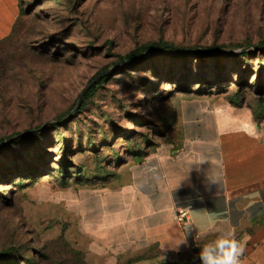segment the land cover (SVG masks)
<instances>
[{"label": "rangeland", "instance_id": "obj_1", "mask_svg": "<svg viewBox=\"0 0 264 264\" xmlns=\"http://www.w3.org/2000/svg\"><path fill=\"white\" fill-rule=\"evenodd\" d=\"M22 2L0 42V264H135L140 255L94 248L81 227L93 207L81 204L118 191L122 169L176 141L181 112L226 104L238 83L246 104L261 106L264 52L251 50L264 41V0ZM154 43L180 51L122 61ZM98 75L94 85L108 78L78 112ZM163 255L157 246L141 254L159 256L151 264H201Z\"/></svg>", "mask_w": 264, "mask_h": 264}, {"label": "crops", "instance_id": "obj_2", "mask_svg": "<svg viewBox=\"0 0 264 264\" xmlns=\"http://www.w3.org/2000/svg\"><path fill=\"white\" fill-rule=\"evenodd\" d=\"M20 12V0H0V41ZM226 102L181 112L176 141L160 143L129 173L122 169L118 191L81 204L93 207L81 212V227L94 248L128 258L157 246L163 257L189 259L217 230L234 229L245 247L241 264H264V119Z\"/></svg>", "mask_w": 264, "mask_h": 264}, {"label": "trees", "instance_id": "obj_3", "mask_svg": "<svg viewBox=\"0 0 264 264\" xmlns=\"http://www.w3.org/2000/svg\"><path fill=\"white\" fill-rule=\"evenodd\" d=\"M23 2H22V0H20V15H19V18L21 17V15L22 14H24V12L26 11L24 8H23V4H22ZM19 18H18V20H19ZM18 20H17V22H18ZM17 22L15 23V26H16V24H17ZM15 26H14V29H15ZM14 29H13V31H14ZM12 31V32H13ZM11 35V34H10ZM9 35V36H10ZM8 36V37H9ZM4 40V39H3ZM2 41V40H1ZM0 41V42H1ZM259 45H262V46H259ZM254 46V48H253V50H251L252 52H254V51H262V52H264V41H260L259 43H257V44H254L253 45ZM256 46H258V47H256ZM150 49H154V50H159V51H161L160 53H165L166 51H170V52H173V51H180V50H178V48H176V47H174V46H172V45H169V44H166V43H163V44H158V43H154V44H147V45H144L143 47H141V49L140 50H136V51H133V52H130L129 54H127L124 58H122V61H124V62H127V61H134L138 56H141V55H144V53L145 52H147L148 50H150ZM244 49H247V48H244ZM215 50H217L219 53H216L214 56H216V55H219L220 53H222V50H223V47H216V48H214V47H211V48H209V51H215ZM155 53H157V52H155ZM249 53H251L250 51H248V50H245V51H243V56H247ZM214 54V53H213ZM108 77L106 76V77H104L100 82H98L96 85H94L90 90H89V92L87 93V95L84 97V99H85V101L83 100V102H82V104H81V106L77 109V111L78 112H82L83 110H84V108H85V106H86V100L91 96V95H93L94 93H95V91L98 89V87L107 79ZM262 83V85L264 86V81L263 82H261ZM236 88H237V90L235 91V94H233V95H231V96H228V99H229V101L233 104V105H237V106H242V105H244V104H246V102H247V98L245 97V96H243V94H242V89H243V84H237L236 85ZM251 88H253V87H251ZM261 91V90H260ZM261 102V106L259 107V108H256L255 110H254V115H255V119L258 121V122H260V121H262L263 119H264V108H262V105L264 104V100H262V101H260ZM76 105H77V102H76V104H75V107H76ZM74 107V108H75ZM62 119H64V118H62ZM62 119H61V121H62ZM49 127L50 126H54V127H58V124H56V125H54V124H49L48 125ZM41 128V127H40ZM35 129H39V128H35ZM42 129V128H41ZM41 129H39V130H37V131H40ZM37 131H32V132H29V133H27V134H25V135H22V136H20V137H18V138H16V139H14V140H12V142H14V143H16V142H18V141H20V140H23V139H26V138H28L29 136H30V134H33V133H35V132H37ZM13 136H15V135H13ZM13 136H11V137H13ZM10 137V138H11ZM150 153V152H149ZM149 153H147L146 155H148ZM139 159H142V158H139ZM138 159V160H139ZM153 256H151V257H142L141 255H140V257L137 259V260H135L134 262H136V261H139V260H142V259H151ZM152 260V259H151ZM25 261V260H24ZM26 261H28L30 264H33L32 263V259L31 258H29V259H27ZM182 264V263H184V261H182V260H178V262H177V264ZM149 264H151V263H149Z\"/></svg>", "mask_w": 264, "mask_h": 264}, {"label": "clouds", "instance_id": "obj_4", "mask_svg": "<svg viewBox=\"0 0 264 264\" xmlns=\"http://www.w3.org/2000/svg\"><path fill=\"white\" fill-rule=\"evenodd\" d=\"M218 235L200 247L201 264H241L244 244L236 238L235 230H217ZM199 246V245H198Z\"/></svg>", "mask_w": 264, "mask_h": 264}, {"label": "water", "instance_id": "obj_5", "mask_svg": "<svg viewBox=\"0 0 264 264\" xmlns=\"http://www.w3.org/2000/svg\"><path fill=\"white\" fill-rule=\"evenodd\" d=\"M259 46H262V45H259ZM256 47H258V46H256ZM149 52H161V51H159V50H154V49H150V50H148L147 52H145V54H146V53H149ZM145 54H144V55H145ZM98 78H99V75L96 76V77L90 82V84H89V85L83 90V92H82L81 95L79 96V99H78L77 105H76V107L74 108L75 110L78 109V108L81 106V104H82V102H83V100H84V97L87 95V93L89 92V90H90V89L94 86V84L97 82ZM41 128H42V127H41ZM41 128H39V129H41ZM39 129H33V130H29V131H26V132L19 133V134L15 135V136L9 138V140H8L7 142L12 141V140H14V139H16V138H18V137H20V136H22V135H25V134H27V133H29V132L37 131V130H39ZM4 144H6V143H4Z\"/></svg>", "mask_w": 264, "mask_h": 264}, {"label": "built area", "instance_id": "obj_6", "mask_svg": "<svg viewBox=\"0 0 264 264\" xmlns=\"http://www.w3.org/2000/svg\"><path fill=\"white\" fill-rule=\"evenodd\" d=\"M188 211L187 210H185V209H180L179 211H178V217L181 219V220H186L187 219V217H188ZM199 236V235H198Z\"/></svg>", "mask_w": 264, "mask_h": 264}]
</instances>
